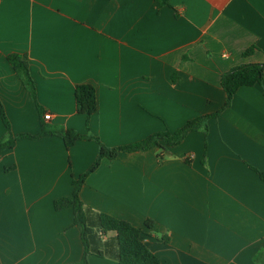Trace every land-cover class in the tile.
I'll return each instance as SVG.
<instances>
[{
  "label": "crops",
  "instance_id": "obj_1",
  "mask_svg": "<svg viewBox=\"0 0 264 264\" xmlns=\"http://www.w3.org/2000/svg\"><path fill=\"white\" fill-rule=\"evenodd\" d=\"M12 54L28 60L41 110ZM249 64H264V0H0V100L15 136L44 122L114 148L174 133L222 110L223 75ZM80 84L97 90L89 123L77 112ZM206 126L163 152L103 159L80 198L141 228L162 264H264V81L241 87ZM99 152L95 139L67 148L49 135L0 153V264L81 262L74 210L54 204Z\"/></svg>",
  "mask_w": 264,
  "mask_h": 264
},
{
  "label": "trees",
  "instance_id": "obj_2",
  "mask_svg": "<svg viewBox=\"0 0 264 264\" xmlns=\"http://www.w3.org/2000/svg\"><path fill=\"white\" fill-rule=\"evenodd\" d=\"M170 0H157L160 6L169 5ZM255 48L245 52V56L253 54ZM8 61L19 76L31 97L35 100L38 108L41 107L37 100L36 85L31 75L30 65L27 59L18 54H12ZM264 81V64L242 65L225 73L222 77L221 85L227 94V101L224 108L214 114L199 116L188 121L176 132L169 131L153 135L146 140L137 142L129 146H119L110 148L105 146L100 139L93 136H83L74 130H67L60 127H50L42 122V130L37 135L20 134L13 135L3 104L0 100V112L5 126L8 129V136L0 141V153L15 147L18 139H39L44 136H59L63 139L67 148L75 145L79 140L89 138L95 139L100 146L99 155L95 163L78 179H73V195L55 202L56 210L72 207L74 210V223L81 228V237L84 245V254L79 264H89V256L95 255L101 258L117 260L120 264H162L143 240V230L135 227L125 220H121L105 213L97 212L93 208L85 205L80 193L88 176L95 172L101 165L103 159L114 161L120 153H132L137 151L159 148L165 151L166 147H175L183 142L191 131L204 129L207 132L206 122L210 118L219 117L222 111L229 107L233 97L241 87H250L261 84ZM75 98L77 112L87 116L88 123L91 117L98 111L97 90L91 84H80L76 87ZM165 145H162L160 142ZM162 152L159 155L164 159ZM264 179V174L259 172ZM148 229L154 228V222H146Z\"/></svg>",
  "mask_w": 264,
  "mask_h": 264
},
{
  "label": "built area",
  "instance_id": "obj_3",
  "mask_svg": "<svg viewBox=\"0 0 264 264\" xmlns=\"http://www.w3.org/2000/svg\"><path fill=\"white\" fill-rule=\"evenodd\" d=\"M44 118H45V120H47V121H48V120H51V115H50V114H46Z\"/></svg>",
  "mask_w": 264,
  "mask_h": 264
}]
</instances>
